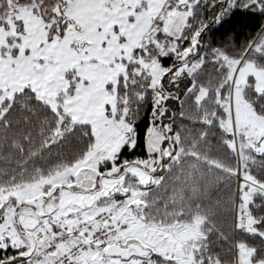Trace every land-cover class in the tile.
<instances>
[{
	"label": "snow or ice",
	"instance_id": "6c2138e0",
	"mask_svg": "<svg viewBox=\"0 0 264 264\" xmlns=\"http://www.w3.org/2000/svg\"><path fill=\"white\" fill-rule=\"evenodd\" d=\"M0 264H264V0H0Z\"/></svg>",
	"mask_w": 264,
	"mask_h": 264
}]
</instances>
